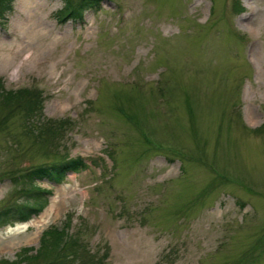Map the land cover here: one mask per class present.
I'll use <instances>...</instances> for the list:
<instances>
[{
	"label": "rangeland",
	"instance_id": "obj_1",
	"mask_svg": "<svg viewBox=\"0 0 264 264\" xmlns=\"http://www.w3.org/2000/svg\"><path fill=\"white\" fill-rule=\"evenodd\" d=\"M62 6L0 18L3 88L44 97L42 124L0 106V208L43 197L22 193L28 169L87 166L35 182L51 193L0 226V259L68 224V264H264V0H102L81 21Z\"/></svg>",
	"mask_w": 264,
	"mask_h": 264
},
{
	"label": "trees",
	"instance_id": "obj_2",
	"mask_svg": "<svg viewBox=\"0 0 264 264\" xmlns=\"http://www.w3.org/2000/svg\"><path fill=\"white\" fill-rule=\"evenodd\" d=\"M13 1L14 0H0V18H3L6 11L12 8ZM101 2L102 0H63V6L57 12L59 20H82L86 10L98 8ZM237 8L239 12L243 9L241 4L234 2V9L237 10ZM3 86L0 80V106H2V108L7 111H15L17 109L24 115V119L27 120L29 124L32 118H35V121L42 124L40 120L36 119V116L40 115L44 108V97L41 90L36 88L5 90ZM4 118H6V116H4ZM2 121L4 120H0V125ZM65 121L64 119L58 122L52 120V124H60ZM50 122L49 125L51 127ZM262 125H264V123ZM85 166H87L86 161L78 156L53 165L28 169L25 174L20 176L30 182L29 187L24 185L21 188L22 193L34 199L38 194L40 197L42 192L43 197L32 202L33 204L18 202L5 208H0V226L9 222L26 221L40 213L46 204L47 195L50 194L51 191L43 190L39 186H36L35 182L37 180L48 179L51 182L60 183L69 172L78 171ZM67 222H71L70 216H68ZM68 226V224L48 226L40 236L38 248H22L15 259H0V264H68L66 262L69 260V257H72L71 254H78V248L74 240L76 236L69 233ZM32 250H34V252L30 253ZM79 264L84 263L79 262Z\"/></svg>",
	"mask_w": 264,
	"mask_h": 264
},
{
	"label": "bare ground",
	"instance_id": "obj_3",
	"mask_svg": "<svg viewBox=\"0 0 264 264\" xmlns=\"http://www.w3.org/2000/svg\"><path fill=\"white\" fill-rule=\"evenodd\" d=\"M27 224L26 223H24L22 226H21V228H23V230H25L26 228H27ZM22 230V229H21Z\"/></svg>",
	"mask_w": 264,
	"mask_h": 264
}]
</instances>
